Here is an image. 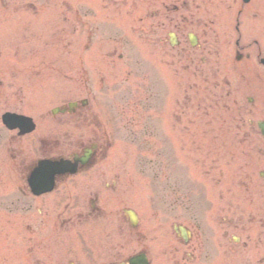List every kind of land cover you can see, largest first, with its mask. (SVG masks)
Returning <instances> with one entry per match:
<instances>
[{
  "label": "rangeland",
  "instance_id": "rangeland-1",
  "mask_svg": "<svg viewBox=\"0 0 264 264\" xmlns=\"http://www.w3.org/2000/svg\"><path fill=\"white\" fill-rule=\"evenodd\" d=\"M184 1L0 0V264H99L105 250L121 260L146 250L153 264L240 261L226 257L224 234L234 232L230 222L246 221L229 207L239 175L246 164L257 174L264 169V156H247L243 145L264 142L252 133L264 118V0H186L190 11L179 14L191 17L200 48H171L167 17ZM238 38L251 54L239 63ZM83 98L109 131L110 173L119 174V187L105 190L115 195L105 201L109 223L89 224L79 237L75 229L44 227L38 199L22 210L30 199H18L7 177L14 145L1 115L21 111L47 126L53 107ZM61 125L66 131L69 124ZM54 205L58 211L64 201ZM124 208L139 214L137 229L127 222L118 230ZM175 223L194 230L195 247L203 243L201 228L220 227L222 259L192 260Z\"/></svg>",
  "mask_w": 264,
  "mask_h": 264
},
{
  "label": "flooded vegetation",
  "instance_id": "flooded-vegetation-1",
  "mask_svg": "<svg viewBox=\"0 0 264 264\" xmlns=\"http://www.w3.org/2000/svg\"><path fill=\"white\" fill-rule=\"evenodd\" d=\"M190 7L189 1L185 0L182 7L174 5L175 15L167 17L172 30L178 35L177 46L172 47L186 45L183 48L188 49L191 46L188 40L193 24L191 17L184 13L179 14L181 8L190 11ZM191 15L195 17L194 14ZM199 39L198 35L196 38L198 44ZM199 47L200 45L197 48ZM62 111L64 116H53L46 120L50 125L38 126L39 120H36L37 127L29 134L22 135L18 129L10 131V142L14 146L13 154L7 164L8 177L16 195L40 198L75 196L87 199L86 205H75L72 208L66 205L58 211H56V205L47 206V211L43 207L44 226H52L56 231L61 228L75 229L88 223L100 227V221L108 220L109 217V209L105 201L110 203V198L115 197V195L109 196L105 190L116 193L117 178L119 179V175L110 173V164L106 162L109 148L108 130H105L99 115L94 110L86 109V103L78 101L72 109ZM52 122L70 124L73 131H64L62 125L54 126ZM63 144L68 147L64 149ZM244 145L247 155L264 156V142H247ZM62 156L77 162V171L73 174L55 175L53 190L39 196L35 195L28 180L38 169L40 161ZM246 167L245 172L239 175L237 183L233 186L232 195L228 198L230 211L241 212L243 215L240 220L246 218L247 221L230 222L234 232L227 231L224 234L227 243L225 255L230 259H241L238 264H264V169L263 174L260 170L257 174V166L252 168V165L246 164ZM117 214L118 230L121 232L126 224V215L120 213L119 209ZM189 228L192 235L184 246L189 248L188 252L192 260L222 259L223 235L220 227L219 232L201 228L203 243L200 247H195L193 244L195 232L191 227ZM239 231L243 233L244 238L238 233ZM109 232L105 233V237H110ZM113 248H116V244ZM105 251L106 258H103L100 264L121 260L120 256H116L117 254L111 255L109 250Z\"/></svg>",
  "mask_w": 264,
  "mask_h": 264
},
{
  "label": "water",
  "instance_id": "water-1",
  "mask_svg": "<svg viewBox=\"0 0 264 264\" xmlns=\"http://www.w3.org/2000/svg\"><path fill=\"white\" fill-rule=\"evenodd\" d=\"M7 121H8V119H6V122ZM262 128L264 129V125L262 126ZM130 263L131 264H149V261H148L146 254H140V255H136V256L132 257L130 259Z\"/></svg>",
  "mask_w": 264,
  "mask_h": 264
}]
</instances>
